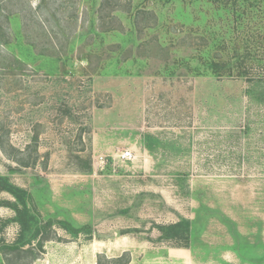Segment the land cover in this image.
<instances>
[{
	"label": "rangeland",
	"instance_id": "374dc122",
	"mask_svg": "<svg viewBox=\"0 0 264 264\" xmlns=\"http://www.w3.org/2000/svg\"><path fill=\"white\" fill-rule=\"evenodd\" d=\"M258 1L0 0V175L54 223L0 264H264Z\"/></svg>",
	"mask_w": 264,
	"mask_h": 264
},
{
	"label": "trees",
	"instance_id": "16d2710c",
	"mask_svg": "<svg viewBox=\"0 0 264 264\" xmlns=\"http://www.w3.org/2000/svg\"><path fill=\"white\" fill-rule=\"evenodd\" d=\"M214 2H218L220 4H225L226 6H236L237 8L240 7L241 0H213ZM247 1V0H244ZM254 3V1H252ZM251 2V6L253 3ZM264 0H259L258 5L262 7V3ZM250 56V54H248ZM244 58V57H243ZM245 61V58L244 60ZM243 71H239L238 76H243L247 78L249 81H252L254 83L264 84V75H251V68L248 66L243 65V62H241ZM213 67L217 69L216 66L219 65V63L213 64ZM233 74L232 69H230L228 72L221 71L220 75H227L231 76ZM263 94V93H262ZM261 94V95H262ZM89 170L91 169V166L88 165L87 167ZM0 191H5L12 195L14 200L12 201V208L15 212V221L19 225V231L18 235L15 238V240L8 244L0 245V253L3 251H10V252H18L25 245L33 243L34 240L38 239L37 245H39V248H43V240L46 238L45 235L50 231L51 227L53 226L52 221H46L45 223H42L41 225L38 223V220L36 218V214L31 209V204H33V198L31 194L24 188L18 186L15 182L11 180L10 177L5 175H0ZM10 206V205H9ZM60 225L62 228L68 230L71 234L77 235L81 234L83 228L74 227L69 222L66 221H60ZM189 226L190 221L186 219H182L174 224H170L168 226H162L161 228L164 230L172 232L175 236H186L188 238V232H189ZM41 235V237H38ZM3 254V253H2ZM118 261L121 259L118 258ZM128 260L125 264H127Z\"/></svg>",
	"mask_w": 264,
	"mask_h": 264
},
{
	"label": "built area",
	"instance_id": "2783aa9c",
	"mask_svg": "<svg viewBox=\"0 0 264 264\" xmlns=\"http://www.w3.org/2000/svg\"><path fill=\"white\" fill-rule=\"evenodd\" d=\"M131 157H132V151H130V150H126V151L122 152V154H121V158H123V159H130ZM103 161H104V158L101 157L100 162H103Z\"/></svg>",
	"mask_w": 264,
	"mask_h": 264
}]
</instances>
